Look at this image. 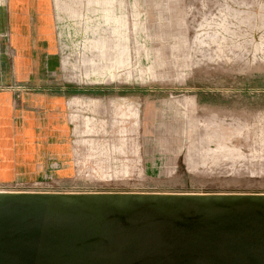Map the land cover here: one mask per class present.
<instances>
[{
	"label": "rangeland",
	"instance_id": "obj_1",
	"mask_svg": "<svg viewBox=\"0 0 264 264\" xmlns=\"http://www.w3.org/2000/svg\"><path fill=\"white\" fill-rule=\"evenodd\" d=\"M31 6L28 35L61 70L0 82V92L42 126L61 120L67 129H50L57 135L34 180L2 182L0 192L264 194V0ZM105 40L122 63L94 70L88 60ZM62 94L80 102L59 118L46 101Z\"/></svg>",
	"mask_w": 264,
	"mask_h": 264
},
{
	"label": "water",
	"instance_id": "obj_2",
	"mask_svg": "<svg viewBox=\"0 0 264 264\" xmlns=\"http://www.w3.org/2000/svg\"><path fill=\"white\" fill-rule=\"evenodd\" d=\"M0 264H264V194L0 193Z\"/></svg>",
	"mask_w": 264,
	"mask_h": 264
},
{
	"label": "crops",
	"instance_id": "obj_3",
	"mask_svg": "<svg viewBox=\"0 0 264 264\" xmlns=\"http://www.w3.org/2000/svg\"><path fill=\"white\" fill-rule=\"evenodd\" d=\"M34 1L0 0V82L45 81L61 70L60 59L28 35L32 32L29 11ZM64 9L75 13L68 5ZM116 49L112 40L99 42L88 65L94 70L120 65ZM79 102L75 95L63 94L46 101L49 112L53 114L57 109L59 118L68 107H75ZM51 128L57 129L59 137H63L67 125L59 120L42 126L33 114L14 108L11 92H0V183L30 181L37 177L36 167L45 152L51 151V138L57 135L50 131ZM44 129L51 133L46 141L43 140Z\"/></svg>",
	"mask_w": 264,
	"mask_h": 264
},
{
	"label": "built area",
	"instance_id": "obj_4",
	"mask_svg": "<svg viewBox=\"0 0 264 264\" xmlns=\"http://www.w3.org/2000/svg\"><path fill=\"white\" fill-rule=\"evenodd\" d=\"M0 193H4V192H0ZM13 193H29V192H13ZM31 193H42V192H31Z\"/></svg>",
	"mask_w": 264,
	"mask_h": 264
},
{
	"label": "bare ground",
	"instance_id": "obj_5",
	"mask_svg": "<svg viewBox=\"0 0 264 264\" xmlns=\"http://www.w3.org/2000/svg\"><path fill=\"white\" fill-rule=\"evenodd\" d=\"M190 144V143H189Z\"/></svg>",
	"mask_w": 264,
	"mask_h": 264
}]
</instances>
